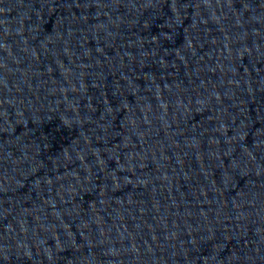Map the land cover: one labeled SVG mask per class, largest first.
<instances>
[{
  "label": "water",
  "instance_id": "water-1",
  "mask_svg": "<svg viewBox=\"0 0 264 264\" xmlns=\"http://www.w3.org/2000/svg\"><path fill=\"white\" fill-rule=\"evenodd\" d=\"M0 264H264V0H0Z\"/></svg>",
  "mask_w": 264,
  "mask_h": 264
}]
</instances>
